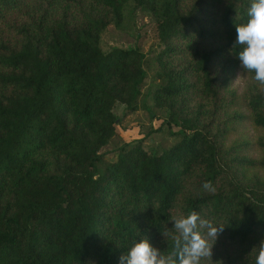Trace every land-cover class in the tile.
Returning <instances> with one entry per match:
<instances>
[{"label":"trees","instance_id":"1","mask_svg":"<svg viewBox=\"0 0 264 264\" xmlns=\"http://www.w3.org/2000/svg\"><path fill=\"white\" fill-rule=\"evenodd\" d=\"M250 3L0 0V264H119L142 238L168 255L172 219L191 211L224 227L213 264H255L264 84L235 45ZM127 8L153 21L164 80L153 104L177 138L154 151L123 145L99 168L114 105L136 110L146 79L140 48L100 45Z\"/></svg>","mask_w":264,"mask_h":264},{"label":"rangeland","instance_id":"2","mask_svg":"<svg viewBox=\"0 0 264 264\" xmlns=\"http://www.w3.org/2000/svg\"><path fill=\"white\" fill-rule=\"evenodd\" d=\"M156 40L151 17L130 8L126 9L123 21L119 25L109 24L101 35L100 45L103 50L111 46L140 48L145 56L143 65L146 79L140 87L141 94L136 110L128 111L119 103L114 105L113 112L117 116L116 133L101 150L103 161L99 168L115 160L117 150L123 145L141 142L144 147L154 151L168 147L177 138L171 135V130L175 132L177 128L167 127L164 122L166 110L153 104L151 91L164 83V80L157 76L158 69L154 61ZM236 84L241 86L239 79Z\"/></svg>","mask_w":264,"mask_h":264},{"label":"clouds","instance_id":"3","mask_svg":"<svg viewBox=\"0 0 264 264\" xmlns=\"http://www.w3.org/2000/svg\"><path fill=\"white\" fill-rule=\"evenodd\" d=\"M247 17L245 23L235 25V45L242 46L238 59L243 70L254 72V79L264 84V0H251ZM202 187L205 191H214L210 182ZM172 221L173 249L168 255L142 238L120 256L119 264H201L202 260L213 264L212 248L224 227L213 225L195 211ZM255 264H264V241L259 244Z\"/></svg>","mask_w":264,"mask_h":264}]
</instances>
